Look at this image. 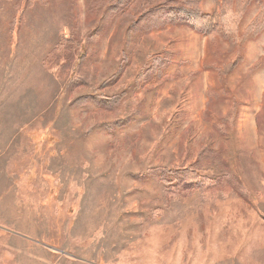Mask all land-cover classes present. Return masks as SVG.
Returning <instances> with one entry per match:
<instances>
[{"label":"rangeland","instance_id":"obj_1","mask_svg":"<svg viewBox=\"0 0 264 264\" xmlns=\"http://www.w3.org/2000/svg\"><path fill=\"white\" fill-rule=\"evenodd\" d=\"M97 1L0 0V264H264V31L219 79Z\"/></svg>","mask_w":264,"mask_h":264},{"label":"trees","instance_id":"obj_2","mask_svg":"<svg viewBox=\"0 0 264 264\" xmlns=\"http://www.w3.org/2000/svg\"><path fill=\"white\" fill-rule=\"evenodd\" d=\"M38 1L46 3L48 0ZM105 1L109 6V10L107 9L109 13H121L126 16L131 21L130 27L140 32H150L168 25L185 26L203 36L205 53L201 61L202 69L215 72L219 79L226 78L237 68L243 61L247 43L264 31V0H217L215 9L210 13L201 9V0ZM97 2L100 5L103 0ZM255 2L258 5V12L243 29L244 19ZM229 55H232L231 58L225 60ZM212 99L214 100L209 95L208 104ZM231 104L229 114L223 118L226 123L232 118L235 110L236 103L231 101ZM256 121L258 123V114ZM168 175L177 181L180 188L188 191L204 190L216 185L194 167H183L161 174L162 177Z\"/></svg>","mask_w":264,"mask_h":264},{"label":"crops","instance_id":"obj_3","mask_svg":"<svg viewBox=\"0 0 264 264\" xmlns=\"http://www.w3.org/2000/svg\"><path fill=\"white\" fill-rule=\"evenodd\" d=\"M3 221H5V220H3ZM8 224H7V222L5 221V223H3V224H1V229L3 230V229H5V230H9L7 227H9V225L7 226ZM21 229H27L26 227H22ZM1 232V234H0V236H2L3 234L2 233H4V231H0ZM11 236V235H10ZM0 238H2L3 239V243H4V245H3V247L4 248H9V246L11 245L12 247L14 246V244L16 243L15 242V239L17 238V237H14V236H11V237H6L5 235L4 236H2V237H0ZM1 241V240H0ZM20 243H21V245L20 246H22L23 245V240H18ZM11 247V248H12Z\"/></svg>","mask_w":264,"mask_h":264}]
</instances>
